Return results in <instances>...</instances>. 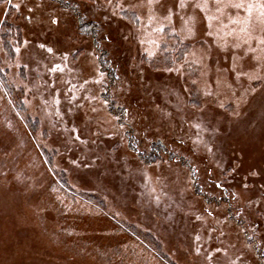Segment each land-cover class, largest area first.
<instances>
[{"label": "rangeland", "instance_id": "obj_1", "mask_svg": "<svg viewBox=\"0 0 264 264\" xmlns=\"http://www.w3.org/2000/svg\"><path fill=\"white\" fill-rule=\"evenodd\" d=\"M146 2L0 0V264H264V0Z\"/></svg>", "mask_w": 264, "mask_h": 264}, {"label": "snow or ice", "instance_id": "obj_2", "mask_svg": "<svg viewBox=\"0 0 264 264\" xmlns=\"http://www.w3.org/2000/svg\"><path fill=\"white\" fill-rule=\"evenodd\" d=\"M7 2H8V3H11V0H7ZM110 2H111V0H110ZM221 2H222V0H216V3H217V4H220ZM138 6H150V7H153V8H155V7H157V6H159L160 8H164V7H165L163 0H147L146 4H141V5H138ZM225 6H226V7H227V6H230V7H234V8H237V9L244 8V5H243L242 3H230V4H226ZM14 7H15L17 10H19L20 5L17 4V5H14ZM179 7H180L181 9L186 8V7H187L186 0H181V2H180V4H179ZM195 7L198 8V9H200V11L203 12V11L206 10V8L208 7V5H207V2H205L203 5L200 4V3H197V4L195 5ZM252 7H253L252 5H249V6H248V9H251ZM260 7H261L262 10H264V3H262V4L260 5ZM31 11H33V9H32V8H29V12H31ZM167 11H168L169 13H172V8L169 7V8L167 9ZM250 13H251V11H249V14H250ZM261 14L264 15V11H262ZM52 23H53V24H56V23H58V21L55 20V19H53V20H52ZM186 31L189 33V36H190V37H191V36H194V35H195V23H194V22H189V23H187V24H186ZM260 42H261V43H264V40H261ZM39 47H40L41 49H45L46 46H45L44 44H41V45H39ZM52 51H53V50H52L51 48H47V52H48L49 54H52ZM58 67H59V65H56V68H58ZM56 68H53L52 71H55ZM97 83H99V81H97ZM205 95H206V96H211V95H212V92H211L210 90H209V91H206V92H205ZM73 99H76V97H73ZM84 99H87V97H84ZM75 107L80 108V107H82V105L77 104V105H75ZM87 123H90V121H88ZM73 131H76V133H77L75 139H76V140H79L82 144L87 145V144H89V143H91V144H96V143H97V140H96V139H83V138L79 135V130H78V129H74ZM99 135H100V133H99V129L97 128V130H96L95 132H93V136L98 137ZM111 138H112L111 136H107V137H105V139H111ZM209 151H210V149H209ZM105 159H106V157H105ZM98 161H101V157H100L99 155L95 156V157L91 160V162H90V164H89L88 166L96 165ZM256 174H257V173H255V172L252 173V175H256ZM216 187H218V188H222L223 186L220 185V184H217ZM244 187L247 188L248 185L245 184ZM250 203H251V202H250ZM257 207H259V205H257ZM208 215L211 216L212 213L209 212ZM195 219H196L197 221H200V220L202 219V216H196ZM199 239H200V237L197 236V237H196V240L199 241ZM196 253H197V255H199V249H196ZM209 258H210V257H209Z\"/></svg>", "mask_w": 264, "mask_h": 264}]
</instances>
